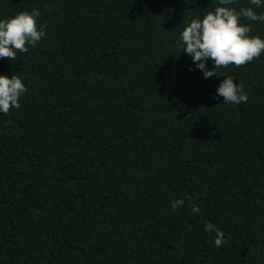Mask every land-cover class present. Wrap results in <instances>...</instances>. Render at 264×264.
Wrapping results in <instances>:
<instances>
[{
  "label": "trees",
  "instance_id": "obj_1",
  "mask_svg": "<svg viewBox=\"0 0 264 264\" xmlns=\"http://www.w3.org/2000/svg\"><path fill=\"white\" fill-rule=\"evenodd\" d=\"M217 4L0 0L47 24L0 58L27 88L0 114V264H264V54L223 70L248 94L226 105L176 43Z\"/></svg>",
  "mask_w": 264,
  "mask_h": 264
},
{
  "label": "clouds",
  "instance_id": "obj_2",
  "mask_svg": "<svg viewBox=\"0 0 264 264\" xmlns=\"http://www.w3.org/2000/svg\"><path fill=\"white\" fill-rule=\"evenodd\" d=\"M254 7H243L237 11L229 5L234 0H218L217 6L202 18H193L179 33L176 41L183 53L189 55L195 68L205 79L223 76L216 88V97H222L224 104H242L248 100V94L242 83H235L232 75H225L229 65H245L264 54V38L250 35L251 25L241 23V19L264 23V12L255 9L264 8V0H248ZM39 9L21 11L7 18H0V58L15 60L17 52L26 53L35 47L47 35L46 23H39ZM210 62L211 67L206 66ZM191 70V69H190ZM27 92L22 78L0 74V114L7 115L11 109L20 108V99ZM187 201L192 213H199L200 206L192 198L185 197L172 201L175 210L183 207ZM203 231L215 233L214 244L224 246L223 231L211 222H205Z\"/></svg>",
  "mask_w": 264,
  "mask_h": 264
}]
</instances>
